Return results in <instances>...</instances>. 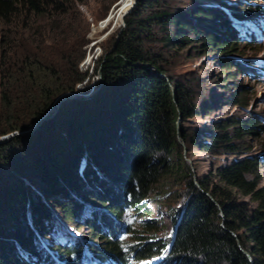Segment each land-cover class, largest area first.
<instances>
[{"label": "trees", "instance_id": "obj_1", "mask_svg": "<svg viewBox=\"0 0 264 264\" xmlns=\"http://www.w3.org/2000/svg\"><path fill=\"white\" fill-rule=\"evenodd\" d=\"M84 1L0 0V136L27 129L55 96L75 92L84 81L78 65L89 39L76 9ZM165 1L137 0L124 15V25L96 59L103 84L87 104L66 101L58 127L45 122L35 133L0 143V264H84L88 257L96 264H131V257L138 263L164 247L166 253L152 264H264V181L259 159L245 156V139L260 131L262 119L212 121L199 142L204 128L197 134L182 124L199 118L201 107L208 114L212 102L204 98L199 105L186 82L163 74L161 55L153 50L157 26L174 50L192 41L196 52L230 53L251 35L238 20L250 4H198L183 16ZM221 61L223 82L235 77L233 69H259L248 60ZM233 94L232 104L239 105L241 96ZM194 148L238 157L195 174L183 155L192 156ZM170 177L184 181L191 193L182 213L173 216L171 236L149 240L128 227L134 240L121 241L125 210L148 214L150 192ZM33 182L40 194L33 193ZM48 197L60 198L53 209L60 208L67 226L87 221L100 242L85 238L84 251L73 236L54 241V219L42 207Z\"/></svg>", "mask_w": 264, "mask_h": 264}, {"label": "rangeland", "instance_id": "obj_2", "mask_svg": "<svg viewBox=\"0 0 264 264\" xmlns=\"http://www.w3.org/2000/svg\"><path fill=\"white\" fill-rule=\"evenodd\" d=\"M136 1L137 0H85L84 3H78L76 5V9L81 18H84L83 23L87 25L85 37L88 38L89 41L82 46V48H85L84 58L78 65L80 71L86 72L85 78L83 82L76 84L75 92H69L75 95L72 99L66 100L71 101L70 106H82V104H87L88 101L93 98V94L100 90L99 88L102 86L103 81L99 70L97 68V70H95L96 64L98 63L96 59L102 54L103 48L108 45L110 42L109 40L114 37L124 25V15L135 6ZM165 2L170 3L171 7L168 5V8L172 12H176L183 16H187L189 14L188 12L192 11L193 7L198 6V4L209 7L221 6L223 9H225V7L228 8L225 6L226 4L231 7H239V3L244 4V2L245 4H250L247 13L244 12L246 15H242L238 20L245 21L249 25L251 35L245 37V42L238 43L237 48H235L236 50L226 54L214 50L207 54H203L202 50L196 52L194 51L195 48L192 46L195 42L192 41L190 42L191 44L180 46L174 50L169 48L161 39V35H164L163 31L158 30L157 26L155 27L154 36L157 37V39L154 40L156 44L153 50L156 54L161 55L162 67L164 68L163 74H167L171 78L178 79L179 81L186 82L189 87H191L195 100H197L199 105L203 103L204 98H210L209 101L212 102V104H210L211 106H209L210 109L208 114H205V109L201 107L199 110L201 116L199 118L196 117L184 120L182 126L188 130L193 129L198 134L200 129L209 125L212 121L221 120V118L229 116H241L243 119L256 116L260 117L264 124V0H225L226 4H221V2H223L222 0H166ZM129 6L131 9L122 16L123 12H125ZM257 16L261 19L260 24L255 23L253 20V18ZM234 20L236 21L237 19ZM238 49L241 50L242 53H239ZM225 57L228 59L231 58L235 62L239 60H248L251 62L254 69L256 67H259V69L257 72H250L248 69L241 72L233 69L231 72L235 77H231L223 82V77L226 74L224 73L226 65L221 59ZM149 68L152 69V67ZM232 86L235 87L234 90L230 88ZM233 93L237 96H241L239 105L232 104L231 99L234 95ZM74 100L79 103H74ZM60 107L53 116H49L48 119L41 122L33 133L37 132L45 122H50L49 124L57 122L56 127H58L64 119L62 116L60 118L57 117ZM38 120L39 119L33 121L27 129L20 130L21 133L22 131L26 132L30 130V128L32 129ZM48 125L43 129V133L41 132L40 136L46 135L45 131ZM203 130L204 133L198 135L199 142L203 139V134L208 133L205 128ZM20 131H11L1 135L0 143L8 142V140L12 138L11 136L17 134L15 132L20 133ZM50 137L53 138L52 135ZM245 145L248 146V153H246L245 156H255L259 159L261 166L260 174L264 181V126L258 133L251 136L248 135L245 139ZM16 148L17 145H13L10 146L8 150L12 152L15 151ZM191 151H193L192 156L187 157L186 154H189V152L186 151V153L183 154L184 158L187 160L188 164L192 166L194 173L200 175L207 173L217 165H222L238 157L236 154L229 153L213 156L207 151L203 149L198 150L197 148ZM48 169L43 171V174L46 176L50 174L49 171H47ZM38 182H33L32 186L35 187H32L33 193L38 191ZM45 182L47 183V181ZM186 186L185 182L179 179L173 181L172 177L165 178L163 185L150 192V198L146 199V206L149 211L148 214L143 215L131 209L125 210L121 217L124 229L120 230L118 238L121 241L130 240V242H132V240H134L128 231V227L136 231V233L142 234L143 237L147 236L149 240H157L160 237H170L174 232L173 229L177 221V217L173 219V216L175 217L178 213L179 215L182 213L186 200L191 195ZM166 189H169L170 192L165 193L164 190ZM33 193L31 192L29 195L36 200L37 196L35 197ZM40 193L41 192L38 191V194ZM67 194L73 195V193L69 192H67ZM50 199L51 197H48V199H44V202ZM59 199V197H53L52 200L42 206L44 210H49L52 214V217L48 214H44V216H48L47 219H54L53 221L58 222L57 225L54 222L56 225L55 231L52 232L54 235L52 236L55 239L54 241L58 240L62 242L73 236L72 240H76V242L82 246L84 245V251L88 250L84 241L85 238H93L92 230L89 228L88 223L83 224L86 221L84 222L81 219L75 220V223H82L80 226H77L78 228L73 225H71V227L67 226L63 218L60 217L62 215L60 213V208H58L59 214L54 210L56 206L53 209V201H60ZM244 199L248 201L247 197H244ZM54 205H59V203L54 202ZM47 211H44V213ZM146 222L154 227L145 228L146 226L144 225ZM62 237L63 240L61 239ZM95 240L99 241L97 238ZM46 250L48 252L47 248ZM166 251V247L161 248L160 254L146 258V260H141L146 262L140 264H150V262L151 264L152 262L157 263ZM49 253L54 260L58 261L51 252ZM130 261L131 264H136V260L132 257ZM141 261L138 260V262ZM84 264L96 263L88 257Z\"/></svg>", "mask_w": 264, "mask_h": 264}, {"label": "bare ground", "instance_id": "obj_3", "mask_svg": "<svg viewBox=\"0 0 264 264\" xmlns=\"http://www.w3.org/2000/svg\"><path fill=\"white\" fill-rule=\"evenodd\" d=\"M63 97V98H62ZM73 97H75V95H74V93H65V95L63 96H60V97H58V100L53 104V106H51L49 109H48V111H47V113H46V115H45V117L41 120H39L37 123H36V125L35 126H33L32 127V129L30 128V130H28V131H23L22 133H17V134H15L16 136H18V135H27V134H32L36 129H37V127L39 126V124H41V122H43V121H45L46 119H48L49 118V116H53L54 114H55V112L57 111V109L60 107V105H62V103L64 102V101H66V100H68V99H72ZM82 209V208H81ZM47 214L48 215H51L50 217H52V214H51V212L48 210V212H47ZM48 218V217H47ZM53 218H56V217H53ZM55 223H56V225L58 224V222H56V221H54ZM87 222V221H86ZM55 225V226H56Z\"/></svg>", "mask_w": 264, "mask_h": 264}, {"label": "water", "instance_id": "obj_4", "mask_svg": "<svg viewBox=\"0 0 264 264\" xmlns=\"http://www.w3.org/2000/svg\"><path fill=\"white\" fill-rule=\"evenodd\" d=\"M130 9H131L130 6L127 7V9L125 10V12H123L122 16H123L126 12H128ZM122 16H121V17H122ZM122 19H123V17H122ZM146 66H148V65H146ZM65 93H69V92H68V91H65L64 93H61V94L55 96V98L52 100V102H51L49 108H50L51 106H53V104L58 100V97H59V96H62V95L64 96ZM62 98H63V97H62ZM46 113H47V111L45 112V114H44L42 117H40V118H38V119H39V120H40V119L42 120V119L45 117ZM39 120H38V121H39ZM38 121H37V122H38ZM22 132H23V131H22ZM15 133H19V132H15ZM20 133H21V131H20Z\"/></svg>", "mask_w": 264, "mask_h": 264}]
</instances>
